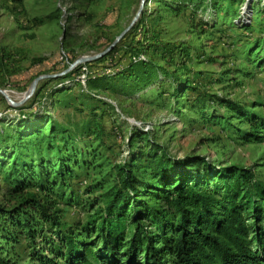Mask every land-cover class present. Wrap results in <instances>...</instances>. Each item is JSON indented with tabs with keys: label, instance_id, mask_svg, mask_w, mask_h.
I'll return each mask as SVG.
<instances>
[{
	"label": "rangeland",
	"instance_id": "rangeland-1",
	"mask_svg": "<svg viewBox=\"0 0 264 264\" xmlns=\"http://www.w3.org/2000/svg\"><path fill=\"white\" fill-rule=\"evenodd\" d=\"M164 1L146 0L145 8L149 13L154 12L146 24L159 32L158 39L164 43L184 42L190 48L191 60L185 73L194 89L202 88L205 98L201 101L188 100V91L174 80L166 82L161 89L141 91L135 97L88 83L84 88L76 81L79 74L74 70L66 78V83L71 82V90L60 95L58 101L50 100L48 95L62 81L44 80L35 95L21 106L28 114L45 113V118L28 123V127L37 123L38 134L19 142L13 138L14 118L19 111L0 94V114L4 115L0 117V130L5 133L0 141L8 144L0 154L2 163H9L4 171L11 168L17 155L13 150L16 141L21 143L17 151H24L29 164L26 171L33 163L40 166L37 161L41 159L48 173L54 175L53 165L59 166L62 161L58 157L59 149L70 148L69 155L77 159L70 168H74L76 161L80 163V167L74 168L77 179L65 188H57L64 197L59 209L65 228L85 224L92 209L102 206V195L117 182V167L136 163L138 149L133 148L137 145L140 149H165L178 160L201 157L213 169L229 166L249 169L264 181V140H243L240 134L247 131L248 123L233 118L229 108L237 105L264 119V0H255L253 12L249 6L221 3L215 12H195L188 6L177 13ZM142 2L23 0L17 5L0 0V47L21 56L20 74L10 76L0 88L20 102L39 75H59L78 59L102 53L109 44L101 35L107 33L117 38L131 25ZM141 18L116 47L118 52L113 61L84 65H89L86 67L89 79L114 75L133 61L129 46L145 43ZM90 37L93 39L86 45ZM149 58L152 57L146 59ZM154 60L164 66L162 57L155 55ZM175 67L176 64L169 69L174 71ZM41 89L43 94L35 99ZM93 95L97 98L92 99ZM92 111H96L105 129L104 140L96 132L80 133ZM40 169L36 172H41ZM141 174L143 179H148L145 166ZM7 187L4 174H0V205L6 202ZM97 232L95 228L92 233L78 231L77 234H82L96 252ZM21 245H16L11 255L14 264H42L40 258L31 256L27 243ZM105 258L116 264L109 255ZM137 259L144 263V255H138ZM122 260L117 264H122ZM94 264L103 263L99 260Z\"/></svg>",
	"mask_w": 264,
	"mask_h": 264
},
{
	"label": "trees",
	"instance_id": "trees-1",
	"mask_svg": "<svg viewBox=\"0 0 264 264\" xmlns=\"http://www.w3.org/2000/svg\"><path fill=\"white\" fill-rule=\"evenodd\" d=\"M10 1L19 5L23 0ZM248 1L165 0L163 3L177 13L188 6L195 12H215L221 3L247 6ZM254 3L255 0H251L249 4L251 12ZM146 10L141 16L145 43L138 42L128 48L133 61L114 75L89 79L88 85L135 97L141 91L161 89L166 82L174 80L188 91V100L201 101L205 98L202 88L194 89L191 78L185 73L191 60L190 48L184 42L164 43L158 39L159 32L146 24L154 12ZM100 38L109 44L106 49L117 39L107 33ZM92 39L88 38L86 45H90ZM117 52L115 48L96 63L113 61ZM155 55L162 57L164 66L154 60ZM147 56L152 58L146 59ZM20 58L10 49L0 47V87L10 76L20 74ZM174 64L175 70L171 71L169 68ZM87 66L78 67L77 73ZM73 73L48 81H62L49 93L50 100L58 101L60 95L71 90V82L66 83V78ZM43 91L39 90L35 99L41 97ZM24 108H15L19 113L14 118L13 138L19 142L38 134L37 123L29 127L28 123L45 118V113L28 114ZM229 108L233 118L248 123L247 131L240 134L243 140H264V119L237 105ZM92 113L80 133L96 132L104 140L105 129L96 111ZM62 130L68 133L64 127ZM4 136L0 130V140ZM17 141L13 149L17 155L8 171L4 170L9 163L4 165L0 154V174H4L8 184L6 202L0 205V240L3 242L0 264H14L11 255L22 242L28 244L31 256L40 258L42 264H94L99 260L110 264L105 255L116 264L122 259V264H264V181L252 170L238 166L213 169L201 157L178 160L165 149L147 150L137 145L133 148L138 149L136 163L131 167H117V182L102 195V206L92 209L85 224L65 228L59 209L64 197L57 188H65L77 179L74 168L80 163L76 161L74 168H70L77 159L69 155L70 148L59 149L58 157L62 161L59 166L53 165L54 175L48 173L41 159L37 161L40 166L33 163L26 171L29 164L24 159V151H17L21 146ZM7 145L0 141V150ZM143 166L148 179L141 177ZM37 169L41 172L37 173ZM95 228L98 229L95 244L99 248L96 252L82 234H77L78 231L92 233ZM140 254L144 255V263L137 259Z\"/></svg>",
	"mask_w": 264,
	"mask_h": 264
},
{
	"label": "water",
	"instance_id": "water-1",
	"mask_svg": "<svg viewBox=\"0 0 264 264\" xmlns=\"http://www.w3.org/2000/svg\"><path fill=\"white\" fill-rule=\"evenodd\" d=\"M250 2H251V0L248 1L247 6H249ZM145 4H146V0H143L141 7H140V10L138 11V13H137L136 17L134 18L133 22L131 23V25L123 33H121L117 37V39L114 41V43L108 49H106L102 53H100L94 57H82V58L78 59L73 65H71V67L67 71H65L59 75H42V76L38 77L37 79L34 80V82L31 85L30 90L27 92L25 97L20 102L14 101L10 97L8 92L4 89L0 88V94L5 97V99L8 101L10 106H12L14 108H19V107L23 106L26 102H28L35 95L37 88L42 81L64 77V76L72 73L79 66H82L85 64H90V63L96 62L100 59H103L105 56L110 54L121 43V41L127 36V34L133 29L135 24L139 21V19L143 15V12L145 9Z\"/></svg>",
	"mask_w": 264,
	"mask_h": 264
},
{
	"label": "built area",
	"instance_id": "built-area-1",
	"mask_svg": "<svg viewBox=\"0 0 264 264\" xmlns=\"http://www.w3.org/2000/svg\"><path fill=\"white\" fill-rule=\"evenodd\" d=\"M82 66H84V65H82ZM79 75H78V77H77V82L82 86V87H84V88H86V84H87V82H88V80H89V74H90V72H89V69H87L86 67H84L79 73H78Z\"/></svg>",
	"mask_w": 264,
	"mask_h": 264
}]
</instances>
